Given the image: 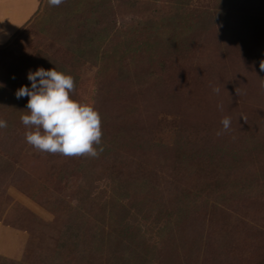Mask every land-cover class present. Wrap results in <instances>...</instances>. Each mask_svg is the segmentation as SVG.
Here are the masks:
<instances>
[{"label": "rangeland", "instance_id": "374dc122", "mask_svg": "<svg viewBox=\"0 0 264 264\" xmlns=\"http://www.w3.org/2000/svg\"><path fill=\"white\" fill-rule=\"evenodd\" d=\"M0 28V264H264V0H0ZM40 67L99 111L98 157L26 143Z\"/></svg>", "mask_w": 264, "mask_h": 264}, {"label": "clouds", "instance_id": "9594fccd", "mask_svg": "<svg viewBox=\"0 0 264 264\" xmlns=\"http://www.w3.org/2000/svg\"><path fill=\"white\" fill-rule=\"evenodd\" d=\"M63 3L65 0H48L49 7H59ZM0 34L10 36L3 28H0ZM259 67L264 72V60L260 61ZM27 79L30 87L22 85L15 92L17 100L28 98V114L20 117L21 123L28 129L25 132L26 143L40 152L49 154L98 157L104 150L102 118L94 105L72 99L75 78L58 71L56 67L47 70L40 67L35 71L29 70ZM260 86L264 88V78H260ZM213 92L218 94L220 88L213 87ZM236 92L239 95L238 88ZM218 107L223 110L222 105ZM241 116L247 123V117ZM220 123L222 129L216 133L217 136L230 130L231 118L225 116ZM7 126V121L0 119V129Z\"/></svg>", "mask_w": 264, "mask_h": 264}, {"label": "trees", "instance_id": "16d2710c", "mask_svg": "<svg viewBox=\"0 0 264 264\" xmlns=\"http://www.w3.org/2000/svg\"><path fill=\"white\" fill-rule=\"evenodd\" d=\"M92 33H93L92 35H94V33H95L94 28L92 30ZM93 38H94V36H93ZM94 40L95 39H92V42H94V44L93 43L92 44H88V48H86V49H83V48L76 49V51H77V53L79 54L80 57L86 58V59L92 60V61L93 60L95 61L98 58L97 52L99 51V47H98V45L96 46ZM169 47H170V44H168L167 48H169Z\"/></svg>", "mask_w": 264, "mask_h": 264}, {"label": "crops", "instance_id": "0c3cea01", "mask_svg": "<svg viewBox=\"0 0 264 264\" xmlns=\"http://www.w3.org/2000/svg\"><path fill=\"white\" fill-rule=\"evenodd\" d=\"M4 234H5V233H4ZM7 234H8V232H6V234H5V235L7 236ZM11 250H13V249H11ZM11 250H10V251H11ZM7 251H9V249H7Z\"/></svg>", "mask_w": 264, "mask_h": 264}]
</instances>
